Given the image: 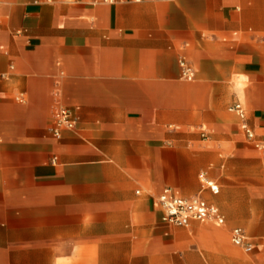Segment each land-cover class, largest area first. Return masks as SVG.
<instances>
[{
	"label": "crops",
	"instance_id": "1",
	"mask_svg": "<svg viewBox=\"0 0 264 264\" xmlns=\"http://www.w3.org/2000/svg\"><path fill=\"white\" fill-rule=\"evenodd\" d=\"M0 21V264L71 247L132 264L103 249L134 248V215L153 208L174 227L166 189L215 205L251 246L177 263L264 264V0H0ZM62 108L76 123L56 138ZM148 183L153 203L135 190Z\"/></svg>",
	"mask_w": 264,
	"mask_h": 264
},
{
	"label": "rangeland",
	"instance_id": "2",
	"mask_svg": "<svg viewBox=\"0 0 264 264\" xmlns=\"http://www.w3.org/2000/svg\"><path fill=\"white\" fill-rule=\"evenodd\" d=\"M243 102V100H242ZM140 189L141 192L147 194L150 203H153L154 195H156V187L148 183L140 184L135 190ZM191 195L190 197H192ZM132 225L135 227V247L126 248L120 246L117 249H103L107 252H118L120 254H132L137 258L132 264H179L176 257H184L190 260L195 257H222V256H245L246 253L237 247H234L229 240V229L232 226L219 227L214 223H193L188 228L183 227H168L160 218V214L153 208L148 216L135 214L132 220ZM144 227V232L139 233L137 229ZM166 227V230L160 228ZM219 228L223 231L226 242L213 236H209L207 232L211 229ZM164 232L167 234L164 235ZM141 239V240H140ZM121 243V242H120ZM230 247L233 252H229L224 245ZM21 253L16 254V262L9 264H96L80 262L78 257L84 254V251L77 247L60 248L56 250V258L54 263H47L45 257L39 253L36 255L32 252L34 249H21ZM188 260V261H189ZM111 264V263H102ZM125 264V263H118ZM189 264V263H187ZM213 264V263H212ZM223 264L222 260L220 263ZM231 264H236L232 262Z\"/></svg>",
	"mask_w": 264,
	"mask_h": 264
},
{
	"label": "built area",
	"instance_id": "3",
	"mask_svg": "<svg viewBox=\"0 0 264 264\" xmlns=\"http://www.w3.org/2000/svg\"><path fill=\"white\" fill-rule=\"evenodd\" d=\"M180 65L182 77L186 81L193 80L194 74L192 69L184 62H181ZM229 110L235 113L242 121L245 120L246 110L240 103H234ZM75 123L72 113L68 109H59L54 118V136L58 138L62 131L73 130ZM243 130L248 140L254 139V134L250 129L243 126ZM199 181L213 195L218 193L217 184L203 174L199 176ZM157 202L163 212L162 220L174 227H188L192 221L214 223L216 225L224 224V218L219 209L199 196L183 198L172 190L166 189L157 197ZM230 240L234 246L243 248L246 252L251 251V246L248 244L247 237L242 229L234 228L231 231Z\"/></svg>",
	"mask_w": 264,
	"mask_h": 264
}]
</instances>
